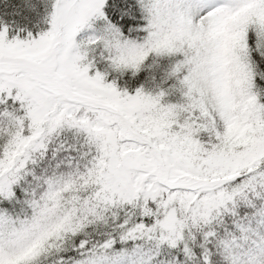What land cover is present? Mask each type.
Instances as JSON below:
<instances>
[{
  "label": "snow or ice",
  "instance_id": "1",
  "mask_svg": "<svg viewBox=\"0 0 264 264\" xmlns=\"http://www.w3.org/2000/svg\"><path fill=\"white\" fill-rule=\"evenodd\" d=\"M0 264H264V0H0Z\"/></svg>",
  "mask_w": 264,
  "mask_h": 264
}]
</instances>
